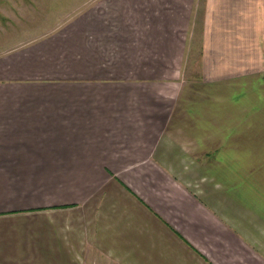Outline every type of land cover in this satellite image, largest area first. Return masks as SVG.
I'll use <instances>...</instances> for the list:
<instances>
[{
	"label": "crops",
	"instance_id": "crops-1",
	"mask_svg": "<svg viewBox=\"0 0 264 264\" xmlns=\"http://www.w3.org/2000/svg\"><path fill=\"white\" fill-rule=\"evenodd\" d=\"M189 1L196 76L150 146L2 96L0 0V264H264V0Z\"/></svg>",
	"mask_w": 264,
	"mask_h": 264
},
{
	"label": "rangeland",
	"instance_id": "rangeland-1",
	"mask_svg": "<svg viewBox=\"0 0 264 264\" xmlns=\"http://www.w3.org/2000/svg\"><path fill=\"white\" fill-rule=\"evenodd\" d=\"M21 3L2 16V96L50 99L55 113L86 116L88 129L108 136L144 130L150 146L176 143L170 115L186 112L202 28L188 25L189 0ZM194 7L201 18L202 1Z\"/></svg>",
	"mask_w": 264,
	"mask_h": 264
}]
</instances>
